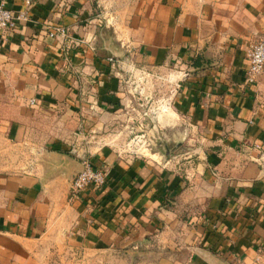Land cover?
Instances as JSON below:
<instances>
[{"label": "crops", "instance_id": "0c3cea01", "mask_svg": "<svg viewBox=\"0 0 264 264\" xmlns=\"http://www.w3.org/2000/svg\"><path fill=\"white\" fill-rule=\"evenodd\" d=\"M0 1L27 9L0 32V264L119 248L152 264H264V68L244 84L264 0ZM55 25L70 38L50 37ZM163 74L179 146L102 141L130 110L132 76ZM82 158L107 179L72 194Z\"/></svg>", "mask_w": 264, "mask_h": 264}, {"label": "rangeland", "instance_id": "374dc122", "mask_svg": "<svg viewBox=\"0 0 264 264\" xmlns=\"http://www.w3.org/2000/svg\"><path fill=\"white\" fill-rule=\"evenodd\" d=\"M145 75V74H143ZM142 75V76H143ZM160 79L150 75H134L128 81L130 100H126L129 111L120 113L118 118L107 121L106 128H101L97 133L103 135L102 141L110 136L120 134L125 136L124 144L118 145L125 153L133 150L134 153L145 154L158 152L162 154L164 145L157 143L158 137L166 140V146L172 148L180 136V131L170 130L164 124L162 118L166 115V106L169 104V96L172 94L173 81L166 80L167 75L163 74ZM160 117V119H159ZM159 120H161L159 122ZM178 126H176L177 128ZM175 129V128H174ZM156 130L158 133H156ZM136 137V138H135ZM139 139L135 143L132 141ZM135 251V250H134ZM76 258L63 256L54 257L52 264H152V256L138 255L125 248L110 249L102 251L96 256L90 257L84 254L76 255Z\"/></svg>", "mask_w": 264, "mask_h": 264}, {"label": "built area", "instance_id": "2783aa9c", "mask_svg": "<svg viewBox=\"0 0 264 264\" xmlns=\"http://www.w3.org/2000/svg\"><path fill=\"white\" fill-rule=\"evenodd\" d=\"M25 2L28 5L30 4V0H25ZM26 16L27 9L14 13L12 9L5 6L4 2L0 1V32H10L16 29L17 23L26 19ZM48 35L59 38L61 41H66L70 38L68 30L62 25L51 27ZM246 58L248 64L245 69L244 84L252 86L264 68V29L255 41L248 44ZM108 59L109 61H113V57H109ZM30 103L33 104L34 100L32 99ZM256 146L259 147L258 145ZM106 179L107 170L105 168H95L87 158H82V167L73 177L70 189L72 194H78V192L88 185H93L96 188L102 187Z\"/></svg>", "mask_w": 264, "mask_h": 264}, {"label": "water", "instance_id": "95a60500", "mask_svg": "<svg viewBox=\"0 0 264 264\" xmlns=\"http://www.w3.org/2000/svg\"><path fill=\"white\" fill-rule=\"evenodd\" d=\"M156 133H158L157 130ZM157 143H162L164 145V154H163L164 157H167L170 154V152H172L177 146H179V145H175L174 147L169 148L166 146V140L162 139L161 137H158Z\"/></svg>", "mask_w": 264, "mask_h": 264}]
</instances>
